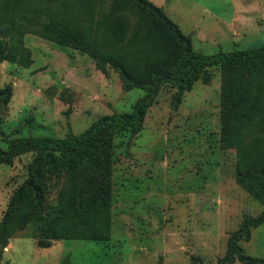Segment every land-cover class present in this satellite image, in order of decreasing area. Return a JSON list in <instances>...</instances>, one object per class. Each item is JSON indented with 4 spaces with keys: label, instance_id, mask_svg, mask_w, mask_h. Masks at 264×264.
Returning a JSON list of instances; mask_svg holds the SVG:
<instances>
[{
    "label": "rangeland",
    "instance_id": "obj_1",
    "mask_svg": "<svg viewBox=\"0 0 264 264\" xmlns=\"http://www.w3.org/2000/svg\"><path fill=\"white\" fill-rule=\"evenodd\" d=\"M148 1L203 56L264 45V0ZM108 13L106 0L102 15ZM24 44L32 53L31 67L0 65V87L12 88L1 110L7 140L77 136L103 116L131 112L144 96L139 89L124 90L115 70L107 66L102 73L84 53L33 36ZM207 72L210 80L196 81L176 108L175 90L163 87L141 131L114 140L108 242L56 241L42 249L28 227L9 240L0 264H217L243 218L257 217L264 208L239 184L235 150L219 147L221 72L215 67ZM0 149H7L2 139ZM31 159L26 154L0 164V220L14 190L26 181ZM53 182L50 203L57 194ZM240 246L264 260V224Z\"/></svg>",
    "mask_w": 264,
    "mask_h": 264
},
{
    "label": "trees",
    "instance_id": "obj_2",
    "mask_svg": "<svg viewBox=\"0 0 264 264\" xmlns=\"http://www.w3.org/2000/svg\"><path fill=\"white\" fill-rule=\"evenodd\" d=\"M105 3L0 0V65L31 67L24 37L32 35L88 55L102 73L107 66L115 70L124 90L144 92L131 112L103 116L67 139L7 140L0 128V139L7 142V149H0V164L32 155L26 181L14 190L0 220V256L9 240L28 227L42 249L56 241L108 242L114 140L141 131L145 113L163 87L175 90L171 103L176 108L196 81L210 80L207 69L213 67L221 72L219 147L235 150L237 180L264 208V45L203 56L150 1L109 0V13L102 15ZM11 95V86L0 87V126L1 110ZM49 182L57 188L53 203L47 199ZM262 224L264 210L257 217H244L217 264H264L240 246Z\"/></svg>",
    "mask_w": 264,
    "mask_h": 264
},
{
    "label": "crops",
    "instance_id": "obj_3",
    "mask_svg": "<svg viewBox=\"0 0 264 264\" xmlns=\"http://www.w3.org/2000/svg\"><path fill=\"white\" fill-rule=\"evenodd\" d=\"M257 9H258V6H257ZM264 21V20H263ZM176 24V23H175ZM252 24V23H251ZM177 25V24H176ZM178 26V25H177ZM241 26H243V25H241ZM262 26H263V23L262 24H257V28H258V31H260V32H262L261 30H262ZM242 28V27H241ZM241 30H243V29H241ZM239 35V34H238ZM30 37V36H32V35H26L25 37H24V39L25 38H27V37ZM33 37H35V36H33ZM36 38H38V37H36ZM40 39V38H39ZM43 40V39H42ZM44 41H46V40H44ZM48 42V41H47ZM51 43V42H50ZM28 48V47H27Z\"/></svg>",
    "mask_w": 264,
    "mask_h": 264
}]
</instances>
